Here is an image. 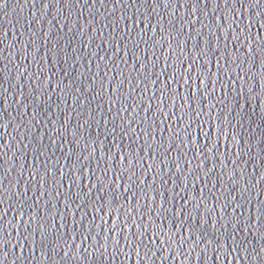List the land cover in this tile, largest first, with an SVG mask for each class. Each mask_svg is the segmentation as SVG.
<instances>
[{
    "label": "water",
    "instance_id": "water-1",
    "mask_svg": "<svg viewBox=\"0 0 264 264\" xmlns=\"http://www.w3.org/2000/svg\"><path fill=\"white\" fill-rule=\"evenodd\" d=\"M0 264H264V0H0Z\"/></svg>",
    "mask_w": 264,
    "mask_h": 264
},
{
    "label": "snow or ice",
    "instance_id": "snow-or-ice-1",
    "mask_svg": "<svg viewBox=\"0 0 264 264\" xmlns=\"http://www.w3.org/2000/svg\"><path fill=\"white\" fill-rule=\"evenodd\" d=\"M185 83H187V81H185ZM107 214V213H106Z\"/></svg>",
    "mask_w": 264,
    "mask_h": 264
}]
</instances>
